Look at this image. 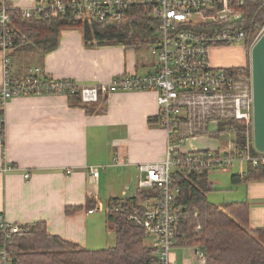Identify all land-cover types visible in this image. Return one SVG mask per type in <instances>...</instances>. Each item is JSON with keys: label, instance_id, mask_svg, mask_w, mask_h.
Listing matches in <instances>:
<instances>
[{"label": "crops", "instance_id": "0c3cea01", "mask_svg": "<svg viewBox=\"0 0 264 264\" xmlns=\"http://www.w3.org/2000/svg\"><path fill=\"white\" fill-rule=\"evenodd\" d=\"M7 1L19 9H34L41 0ZM215 51L212 60L217 66H238L249 60L246 53L248 59L238 65L218 64ZM6 55L14 83L35 76L37 69L42 70L36 75L40 80L69 81L78 88L109 85L117 77L145 76L157 69L154 53L149 60L144 53L139 57L135 47H89L82 29L69 28L61 32L58 46L43 56L18 48L6 54L0 51V88ZM156 97L153 92L112 93L106 112L99 115L72 107L65 95L19 96L8 101L4 128L0 119V215L18 227L45 222L51 235L84 249L114 245L115 234L106 223L107 201L135 198L137 166L162 162L166 155L167 136L157 119ZM5 165L15 170L4 173ZM234 166H239L238 171L220 188L217 203H249L251 228L264 229V181L234 184L232 177H243L245 172ZM93 167L100 170L97 179L90 176ZM88 201L94 206L89 208ZM72 208L80 209L68 214ZM185 250L193 251L191 264H199L193 248L176 247L172 252L181 255ZM170 258L178 264V254L171 253Z\"/></svg>", "mask_w": 264, "mask_h": 264}, {"label": "built area", "instance_id": "2783aa9c", "mask_svg": "<svg viewBox=\"0 0 264 264\" xmlns=\"http://www.w3.org/2000/svg\"><path fill=\"white\" fill-rule=\"evenodd\" d=\"M258 0H73L69 5L84 20L122 22L135 12L144 13L155 25L153 53L156 72L145 76L117 77L109 85L78 88L69 81L40 80L35 76L14 83L10 75L11 60L4 56V83L0 88V105L19 96L65 95L79 93L84 104L98 101L99 94L116 92H153L158 105L157 119L167 136L166 155L162 162L137 166L138 190L160 189L157 203H144L143 211L134 209L129 220L146 230L156 249L158 264H176L171 253L176 248L175 198L172 173L179 169L228 170L235 162L264 165V153L254 155V92L250 55L264 33L262 29L251 44L246 43L244 5ZM264 3V0H260ZM7 0H0V51L4 54L20 47L12 24ZM52 9L66 10L61 0ZM34 9L24 10L31 17ZM38 10V13H41ZM24 37V36H23ZM243 45L249 65L217 66L215 50ZM238 122L246 129L245 143L238 138ZM202 141L203 147L194 146ZM255 148V147H254ZM257 151V150H256ZM114 163H118L114 159ZM242 166V165H240ZM15 168L5 165L2 172ZM97 179L100 170L90 168ZM26 179L29 175L25 176ZM119 207L113 209L118 211ZM89 213H93L90 210ZM5 238L19 233L20 228L8 224L0 215V231ZM199 264L205 254L194 249ZM4 264H12L14 254L0 251Z\"/></svg>", "mask_w": 264, "mask_h": 264}, {"label": "trees", "instance_id": "16d2710c", "mask_svg": "<svg viewBox=\"0 0 264 264\" xmlns=\"http://www.w3.org/2000/svg\"><path fill=\"white\" fill-rule=\"evenodd\" d=\"M66 10L52 9L54 0H41L31 17L24 10L8 2L11 22L20 32L15 34L20 50L39 52L42 56L54 50L64 29H82L85 44L89 47L120 45L136 47L137 39L153 44L155 25L144 13L135 12L122 22L84 20L69 6L73 0H61ZM41 10V13H38ZM247 33L246 43L251 44L264 29V3L260 0L248 2L242 9ZM24 36V37H23ZM47 79L46 81H48ZM72 107L83 108L88 115L106 112L109 96L99 94L98 101L83 104L79 93H68ZM0 119L4 121V106L0 105ZM153 120H150L152 122ZM238 138L242 147L246 129L238 122ZM2 127H5L4 122ZM3 134V133H2ZM252 152H259L253 147ZM207 170L179 169L172 173L175 198L176 247L200 249L205 254V264H264V229H253L250 225V204L246 202H210L208 194L214 191ZM264 181V165L248 164L244 176L232 177L234 184ZM160 189L137 190L135 198L110 199L106 203L107 229L115 234V244L102 250L84 249L63 238L51 235L45 222L20 226L19 233L5 238L0 231V251L14 254L12 264H158L156 249L147 246L146 230L129 220V214L144 203H157ZM89 208L94 206L88 201ZM119 207L118 211H113ZM80 208L68 209L71 214ZM15 226V225H14Z\"/></svg>", "mask_w": 264, "mask_h": 264}, {"label": "rangeland", "instance_id": "374dc122", "mask_svg": "<svg viewBox=\"0 0 264 264\" xmlns=\"http://www.w3.org/2000/svg\"><path fill=\"white\" fill-rule=\"evenodd\" d=\"M134 42L136 45L135 48L138 50V56L139 57L141 56V54L144 53L148 57L149 60L153 59V53H152L153 46L151 43L144 42L143 39H137ZM215 56H217L219 59L218 64H227V65H232V64L238 65L239 62H243V61H246L248 59L247 54L244 51L243 45H238L235 47L234 46L224 47L221 51L216 52ZM246 63H248L247 65H249V60ZM86 105H88V104H86ZM196 145L198 147H203L204 143L202 141H200V142H196ZM235 165H242V166H240V169L241 168L245 169L247 167V163H240L238 161L235 162ZM238 167H236V166L231 167L228 169V172H225L224 170L211 171L210 181L213 182L215 185V190H214L215 193L211 192L209 194L210 195L209 196L210 202H214L215 204H219L217 202H220V200H221L220 199L221 196L218 194L220 188H223L226 183L231 181L232 173L236 170L238 171ZM108 242H110V244L114 243V235L110 236ZM145 244L147 246H149L151 244V238L150 239L147 238L145 241ZM106 245H103V247H101V249L102 248L106 249L108 247L114 246V245H110V246L106 247ZM101 249H97V250H101ZM173 253L178 254V264H191V256L193 255L192 250H185L184 252L181 253V255H180V252H172V254ZM184 253H185V255H184ZM0 260H1V258H0Z\"/></svg>", "mask_w": 264, "mask_h": 264}, {"label": "water", "instance_id": "95a60500", "mask_svg": "<svg viewBox=\"0 0 264 264\" xmlns=\"http://www.w3.org/2000/svg\"><path fill=\"white\" fill-rule=\"evenodd\" d=\"M250 56L254 92V147L264 153V33L253 46Z\"/></svg>", "mask_w": 264, "mask_h": 264}, {"label": "bare ground", "instance_id": "6f19581e", "mask_svg": "<svg viewBox=\"0 0 264 264\" xmlns=\"http://www.w3.org/2000/svg\"><path fill=\"white\" fill-rule=\"evenodd\" d=\"M23 10H26V9H23ZM96 103V102H95ZM84 104V103H83ZM92 104V103H91Z\"/></svg>", "mask_w": 264, "mask_h": 264}]
</instances>
